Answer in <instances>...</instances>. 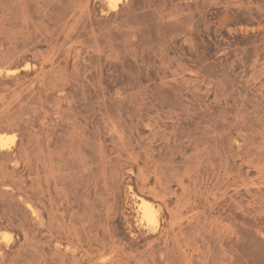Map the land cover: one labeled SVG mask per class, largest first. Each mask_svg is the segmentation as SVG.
I'll return each instance as SVG.
<instances>
[{
    "label": "rangeland",
    "instance_id": "obj_1",
    "mask_svg": "<svg viewBox=\"0 0 264 264\" xmlns=\"http://www.w3.org/2000/svg\"><path fill=\"white\" fill-rule=\"evenodd\" d=\"M0 138V264H264V0H0Z\"/></svg>",
    "mask_w": 264,
    "mask_h": 264
},
{
    "label": "bare ground",
    "instance_id": "obj_2",
    "mask_svg": "<svg viewBox=\"0 0 264 264\" xmlns=\"http://www.w3.org/2000/svg\"><path fill=\"white\" fill-rule=\"evenodd\" d=\"M1 140L2 139L0 138V148H2L4 146V144H2V142H1ZM137 204H138V211L140 214L139 217L141 218V219L140 218L139 219L143 220L147 223L154 222L155 221V210H154L153 206L151 205V203H149L147 200H145L142 197H138V203Z\"/></svg>",
    "mask_w": 264,
    "mask_h": 264
}]
</instances>
